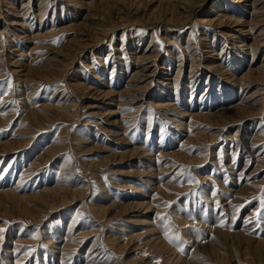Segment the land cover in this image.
Masks as SVG:
<instances>
[{"label": "rangeland", "instance_id": "obj_1", "mask_svg": "<svg viewBox=\"0 0 264 264\" xmlns=\"http://www.w3.org/2000/svg\"><path fill=\"white\" fill-rule=\"evenodd\" d=\"M201 1L0 0V264H264V0Z\"/></svg>", "mask_w": 264, "mask_h": 264}, {"label": "bare ground", "instance_id": "obj_2", "mask_svg": "<svg viewBox=\"0 0 264 264\" xmlns=\"http://www.w3.org/2000/svg\"><path fill=\"white\" fill-rule=\"evenodd\" d=\"M116 1V0H115ZM152 1H154V0H152ZM155 1H157V2H155V3H157V5L155 6V8L152 10V13H154V15H156V16H160L161 18H165V19H167V21L168 22H173V21H175L176 19L178 20L179 19V16L181 15V13L179 12V9L180 8H182L183 10H184V12L186 13V11H188L189 10V8L190 7H192V6H195V5H198V3H200V2H202L201 0H155ZM240 1V0H239ZM242 1V0H241ZM246 1V0H245ZM249 1V0H248ZM257 1H259V0H255L253 3H256ZM140 4V3H139ZM225 4V3H224ZM259 4V3H258ZM242 6V5H241ZM196 7V6H195ZM224 7V6H223ZM211 8V7H210ZM243 9V8H242ZM226 10V9H225ZM209 11V10H208ZM234 11V10H233ZM236 11V10H235ZM259 10H257L256 8H255V11H253L252 13H256V12H258ZM262 11H264V7H263V10ZM182 12V11H181ZM239 12V11H238ZM189 13V11L187 12V14ZM225 13H227V11L225 12ZM225 13H222V14H225ZM235 13V12H234ZM233 12L231 13V14H234ZM230 15V14H229ZM160 17H158V19L160 18ZM185 17V16H184ZM154 18V17H153ZM183 18V17H182ZM156 19V18H155ZM157 19V20H158ZM262 20H264V12H262L260 15H259V18H255V19H252L251 21V23H246V22H242V21H240L239 19H236V18H233V17H228V14H227V17H223V19H220V20H212V21H214V22H217V23H222V22H231V23H239L240 25H242V26H248V29H245L246 27H240V28H238L237 30H234V32L235 31H238V32H236L235 34V36H234V38L236 37V39H243V37H241V36H243L244 35V37L246 36V37H250V34L253 32V30H252V28H254L255 27V25H257V23H259L260 21H262ZM161 21H163V20H161ZM179 21H180V19H179ZM245 39H249V38H244V40ZM237 40V41H238ZM250 40H251V44L250 45H248L247 43V45L248 46H246L245 48H247V49H245V51L246 50H248V51H250L252 54H253V58L255 57V55H256V53L258 52V49L260 48V47H262L263 45H264V27L257 33V34H255L254 36H253V38L251 39L250 38ZM239 42V41H238ZM241 42V41H240ZM239 42V43H240ZM242 42H244V41H242ZM245 43V42H244ZM242 44V43H241ZM243 45V44H242ZM252 46V47H251ZM242 47H244V46H242ZM189 50V49H188ZM262 63V66L260 65V68H258V69H253V70H251V71H249L244 77L245 78H248V77H253V76H255V77H258V79H260V80H264V61H262L261 62ZM262 74V75H261ZM259 75H261V76H259ZM244 79V78H243ZM85 87V86H84ZM88 89V87L86 86V89L85 90H87ZM224 89H226V88H224ZM222 91H224V90H222ZM213 92V91H212ZM227 92V91H226ZM135 93V92H134ZM230 93V91L228 92V94ZM234 93V92H233ZM105 94V93H104ZM222 94H224V92L222 93H220V94H213V93H210V96L208 97L209 98V101H210V97H212V96H214L213 97V101H214V104H216L217 102H220V101H222V99H224V101L223 102H225L226 100V96H221ZM227 94V95H228ZM106 95H108V93H106ZM220 95V96H219ZM225 95V94H224ZM231 95V94H230ZM205 96V95H204ZM203 96V97H204ZM216 96H218V97H216ZM206 97V96H205ZM204 97V98H205ZM206 99V98H205ZM201 100V99H200ZM209 101H208V105L209 106H207L206 105V107L205 108H209V110H211V109H213L211 106H210V103H209ZM216 102V103H215ZM200 103H202L201 101H200ZM221 103V102H220ZM207 104V103H206ZM214 106H216V105H214ZM200 107V110H202L201 109V106H199ZM239 108V106H234L233 108H231L230 110L231 111H233V113H234V111L236 112L237 110H239L238 109ZM244 108V107H243ZM221 109H223V108H220V110ZM59 111V110H58ZM228 111V110H227ZM238 112V111H237ZM247 112V111H246ZM111 113H114V111H111ZM196 115H199V116H201V117H203L205 120H213V121H215V117H216V115L215 116H213L212 117V114H211V112H209V113H203V112H200V113H198V114H196ZM66 116V115H65ZM193 116V115H192ZM195 116V115H194ZM220 116V115H219ZM185 121V120H184ZM213 139H215V137H212V139L211 140H213ZM9 149V148H8ZM56 190V189H55ZM55 190H53V191H55ZM55 193V192H54ZM56 196H57V194H56ZM9 198H10V196H9ZM24 199H26V198H24ZM121 247V246H120ZM122 248H124L123 246H122Z\"/></svg>", "mask_w": 264, "mask_h": 264}]
</instances>
